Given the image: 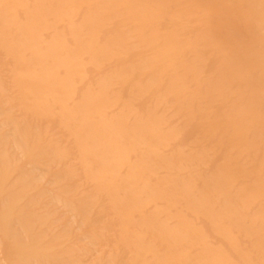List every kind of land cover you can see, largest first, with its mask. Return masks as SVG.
Wrapping results in <instances>:
<instances>
[{"label":"bare ground","instance_id":"obj_1","mask_svg":"<svg viewBox=\"0 0 264 264\" xmlns=\"http://www.w3.org/2000/svg\"><path fill=\"white\" fill-rule=\"evenodd\" d=\"M0 264H264V0H0Z\"/></svg>","mask_w":264,"mask_h":264}]
</instances>
